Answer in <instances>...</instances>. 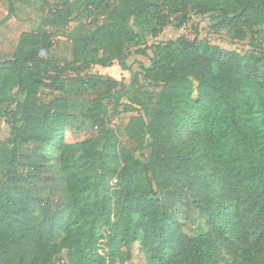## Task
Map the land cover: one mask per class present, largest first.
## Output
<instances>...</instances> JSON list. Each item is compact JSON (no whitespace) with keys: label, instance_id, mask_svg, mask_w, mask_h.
<instances>
[{"label":"trees","instance_id":"obj_1","mask_svg":"<svg viewBox=\"0 0 264 264\" xmlns=\"http://www.w3.org/2000/svg\"><path fill=\"white\" fill-rule=\"evenodd\" d=\"M79 9L95 27H75L72 13L61 22L73 29L70 64L55 63L44 30L24 32L0 63L10 133L0 139V264H129L135 250L152 264H264V0H85ZM190 12L243 50L199 35L156 43L149 57L148 38L183 27ZM134 49L149 62L128 83L81 76L115 62L128 70ZM70 86L94 100L68 96ZM45 87L61 96L44 102ZM129 92L140 108L122 104ZM110 101L137 113L124 135L151 149L147 162L109 127ZM68 129L87 139L69 144Z\"/></svg>","mask_w":264,"mask_h":264},{"label":"rangeland","instance_id":"obj_2","mask_svg":"<svg viewBox=\"0 0 264 264\" xmlns=\"http://www.w3.org/2000/svg\"><path fill=\"white\" fill-rule=\"evenodd\" d=\"M85 0H0V63L5 59L11 58L16 51L19 39L24 32H30L34 30H44L50 33L53 37L55 50L52 54V59L56 64H61L67 66L72 62V42L70 39V33L73 29L66 30L61 22L64 21L69 13H72L73 18H80L77 21L75 27L82 28L84 31L92 30L95 27V21L90 23L84 17L80 15L81 10L79 9ZM53 4H59L62 9L60 13V18H53L49 13V9ZM11 8L14 9V13H11ZM98 17H102L97 13ZM46 20H53L55 24H49ZM46 22V24H45ZM53 23L52 21H50ZM209 18L207 16L201 17L195 15V13L190 12L189 21L183 27L177 28V22L172 26H168L162 32L158 38L149 37L147 44L148 56H153V46L156 43L164 42L167 40L177 39L180 37H188L194 39L196 36H201L202 38L207 37L212 43L219 44L221 47L230 50H243V47L235 46L229 43L228 36L226 32H222L220 35L209 33ZM74 26V23L73 25ZM262 41V40H260ZM136 49L132 51V54L127 59V64L129 66L128 70H123L118 62H115L110 67L93 66L87 69L81 74V76L86 75H102L105 77H111L118 81H123L128 83L131 80L133 73H139L141 71L140 62H149V58L137 55ZM42 56L48 57L47 53H42ZM68 76L73 77L72 73H68ZM68 96L76 98L77 100H85L86 102H91L94 100L95 95L80 94L74 86L68 87ZM16 92V91H15ZM135 93L129 92L125 94L122 98V104L132 105L135 108H140L138 105L133 103ZM61 93L58 91H53L48 88H44L41 92V99L48 103L60 97ZM109 105V127L116 132L122 134L121 141L122 145L127 148H133L136 152V157L142 162H147L151 149L141 148L136 142L129 141L124 135V131L130 118L137 113H127L123 112L122 109H116L115 103L110 101ZM10 133L3 122H0V139L5 141L9 139ZM87 139L84 132L80 130L68 129L66 134V141L69 144H74L79 141ZM4 183L2 177L0 176V186ZM192 219L195 223L204 220L200 212L194 210L192 214ZM184 221V220H183ZM138 248V247H136ZM129 264H152V261L148 255L141 254L138 250H135L133 259Z\"/></svg>","mask_w":264,"mask_h":264}]
</instances>
